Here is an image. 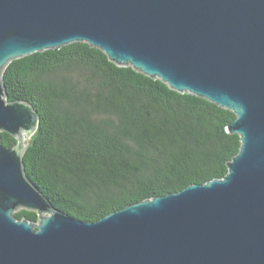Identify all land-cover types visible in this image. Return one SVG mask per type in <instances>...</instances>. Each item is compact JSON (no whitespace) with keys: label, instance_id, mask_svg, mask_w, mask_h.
Wrapping results in <instances>:
<instances>
[{"label":"water","instance_id":"obj_1","mask_svg":"<svg viewBox=\"0 0 264 264\" xmlns=\"http://www.w3.org/2000/svg\"><path fill=\"white\" fill-rule=\"evenodd\" d=\"M75 42L234 113L225 177L96 222L55 209L23 166L38 113L6 100L3 73ZM0 133L17 141L0 142V264H264V0H0Z\"/></svg>","mask_w":264,"mask_h":264},{"label":"trees","instance_id":"obj_2","mask_svg":"<svg viewBox=\"0 0 264 264\" xmlns=\"http://www.w3.org/2000/svg\"><path fill=\"white\" fill-rule=\"evenodd\" d=\"M8 102L38 113L23 155L26 176L52 206L96 222L130 204L220 180L241 147L236 116L159 79L118 66L75 42L14 60L3 73ZM3 146L16 139L0 133ZM16 220L36 222L19 210Z\"/></svg>","mask_w":264,"mask_h":264},{"label":"rangeland","instance_id":"obj_3","mask_svg":"<svg viewBox=\"0 0 264 264\" xmlns=\"http://www.w3.org/2000/svg\"><path fill=\"white\" fill-rule=\"evenodd\" d=\"M21 138H23L24 140L26 139L25 133L22 134V137Z\"/></svg>","mask_w":264,"mask_h":264}]
</instances>
